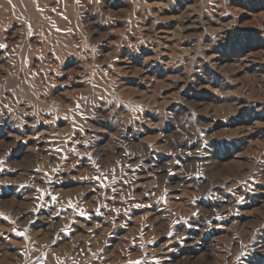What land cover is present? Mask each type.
I'll return each mask as SVG.
<instances>
[{"label": "rangeland", "instance_id": "rangeland-1", "mask_svg": "<svg viewBox=\"0 0 264 264\" xmlns=\"http://www.w3.org/2000/svg\"><path fill=\"white\" fill-rule=\"evenodd\" d=\"M0 9V264H264V0Z\"/></svg>", "mask_w": 264, "mask_h": 264}, {"label": "snow or ice", "instance_id": "snow-or-ice-1", "mask_svg": "<svg viewBox=\"0 0 264 264\" xmlns=\"http://www.w3.org/2000/svg\"><path fill=\"white\" fill-rule=\"evenodd\" d=\"M10 2V0H9ZM7 45L5 44H0V49L6 48ZM83 99V98H82ZM77 107H79V105H77ZM56 151H61L60 149H56ZM72 151H75V149H72ZM91 163L93 164V166L96 168L97 172L99 173L98 176L95 177L96 180L100 181L101 183H103V181L107 180L109 176L112 177V183L116 182V173H117V168L116 167H112V168H108L106 171L102 170L101 164L94 160L92 158V156L89 154L87 157ZM118 161H114L113 164H118ZM53 199H55V197H52ZM83 214V213H81ZM17 235H23V233H17ZM241 255H243V253H241ZM239 259V257H238ZM38 264H43V259L41 258V260L38 261ZM132 264H141L140 261H135L132 262Z\"/></svg>", "mask_w": 264, "mask_h": 264}, {"label": "bare ground", "instance_id": "bare-ground-1", "mask_svg": "<svg viewBox=\"0 0 264 264\" xmlns=\"http://www.w3.org/2000/svg\"><path fill=\"white\" fill-rule=\"evenodd\" d=\"M5 1H7V0H5ZM11 1H13V0H11ZM21 2L24 3V1H21ZM26 2H27V1H26ZM3 3H4V2H3ZM15 3H17V2L15 1ZM15 3H14V4H15ZM27 3H28V2H27ZM44 3H45V2H44ZM4 4H5V3H4ZM42 5H43V4H42ZM44 5H45V4H44ZM44 5H43V6H44ZM19 6H20V5H19ZM27 6H28V5H27ZM2 7H3V6H2ZM2 7H1V8H2ZM6 7H8V6H6ZM0 10H1V9H0ZM22 10H23V9H22ZM24 10H25V9H24ZM24 10H23V12H25ZM27 10H28V8H27ZM2 12H3V11H2ZM2 12H0V13L2 14ZM3 14H4V13H3ZM3 14H2V15H3ZM2 15H1V16H2ZM6 15H7V14H6ZM1 16H0V17H1ZM3 17H4V16H3ZM1 19H2V18H1ZM4 19H5V18H4ZM0 41H1V40H0ZM1 44H2V42H1Z\"/></svg>", "mask_w": 264, "mask_h": 264}]
</instances>
